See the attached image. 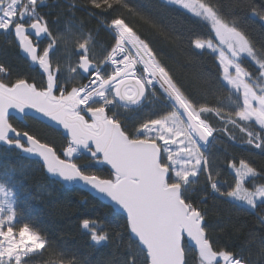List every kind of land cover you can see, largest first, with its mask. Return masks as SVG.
<instances>
[{
	"label": "snow or ice",
	"instance_id": "1",
	"mask_svg": "<svg viewBox=\"0 0 264 264\" xmlns=\"http://www.w3.org/2000/svg\"><path fill=\"white\" fill-rule=\"evenodd\" d=\"M90 2L105 12L121 5L128 7L123 0ZM168 2L210 21L224 47L210 39L206 43L197 39L194 48L218 53L220 79L238 94L233 110L198 106L156 50L123 18L111 19L108 27L115 33L114 44L103 57L93 59L88 41L78 42L79 56L70 69L72 76L62 80L59 65L54 68L52 63L62 37L38 12L45 0H0V30L14 32L19 47L43 73L39 83L26 78L13 81L10 70L0 65V73L5 74L0 77V143L39 157L51 175L89 186L119 208L124 214L123 229L136 242L135 255L124 264H188L186 241L195 244L199 264H249L246 258L214 248L207 234V213L200 206L203 201L198 204L192 200L187 190L203 174L211 190L224 200L243 202L252 209L258 201L264 203V183H256L258 177H264V168L257 169L245 160L231 162L234 185L221 188L218 173L213 174L203 151L215 131L204 114L215 113L223 123L222 131H229V126L237 128L245 135V143L264 152V49L257 48L236 20L225 19L203 0ZM236 8L264 23V0H240ZM41 37H47L43 48L38 43ZM242 57L255 64L256 70L245 67ZM81 80L84 82H78ZM157 89L173 110L127 127L115 109L121 104L139 105L146 94L155 95ZM12 112L26 120L42 118L57 126L62 130L63 146L17 128ZM229 138H233L230 131ZM77 154H86L92 164L104 168L84 171L75 159ZM105 170L107 175L99 174ZM249 179L253 187L247 186ZM0 196L6 202L11 196L4 184H0ZM16 215L11 202L6 206L0 203V264H28L25 258L30 254L46 249V245L51 248L47 237L28 224L18 227ZM260 223L264 228V216ZM82 228L97 245L110 239L107 232L96 229L95 220L83 219ZM250 239H259V259L264 264V237L252 233ZM50 264L79 262L61 253Z\"/></svg>",
	"mask_w": 264,
	"mask_h": 264
},
{
	"label": "trees",
	"instance_id": "2",
	"mask_svg": "<svg viewBox=\"0 0 264 264\" xmlns=\"http://www.w3.org/2000/svg\"><path fill=\"white\" fill-rule=\"evenodd\" d=\"M216 8L230 22L236 20L244 28L258 49H264V26L248 12L236 8L240 0H203ZM259 3L260 0H257ZM128 7L118 6L116 10L102 11L92 7L90 0H45L38 8L60 40V46L52 56L53 67L74 66L79 53L78 42L88 41L93 59L103 57L114 44V37L107 29L112 18H123L126 23L159 54V59L170 69L175 78L184 85L186 94L198 106L219 107L226 110L235 108L238 94L231 91L220 79L216 56L208 51L194 48L197 39L217 43L211 26L198 19L184 8L173 5L168 0H123ZM179 39H176V35ZM47 44V37L39 45ZM245 67L256 70L247 57H242ZM0 65L6 66L8 75L26 78L37 83L41 74L38 68L30 66L20 54L12 35L0 33ZM5 74L0 73V77ZM78 82H84L83 80ZM169 102L157 89L156 94H146L136 108L119 106L116 112L129 128L142 121L158 118L168 111ZM206 121L215 131L205 152L213 174L218 173L221 188L234 185L235 174L229 164L245 160L257 169L264 168V152L245 143V135L237 128L229 126L222 131L223 123L215 113L204 114ZM12 123L20 129L39 135L62 147L64 140L59 130L39 120ZM257 131H259L257 127ZM85 155L75 157L86 172L99 171L104 166L94 165ZM99 174L107 175V170ZM256 183H264L258 177ZM0 184L11 192L17 213L18 227L28 224L30 228L47 237L51 248L26 257L28 264H50V261L64 254L74 257L79 264H124L136 252V242L123 229V215L111 206L91 196L75 185H65L49 177L43 165L29 158L20 150L0 144ZM253 187L251 179L246 181ZM187 195L200 204L207 213L208 235L214 248L230 251L238 257L246 258L249 264H261L259 259V239L252 242L250 234L264 237L260 218L264 216V203L249 210L231 200H224L211 190L205 175H201L189 186ZM207 196L204 200L203 197ZM121 217V218H118ZM83 219L96 221V229L109 234V241L97 245L91 241L90 233L82 228ZM120 233V235H117ZM186 243V242H185ZM188 264H199V255L186 243ZM221 264L223 262L221 261Z\"/></svg>",
	"mask_w": 264,
	"mask_h": 264
},
{
	"label": "water",
	"instance_id": "3",
	"mask_svg": "<svg viewBox=\"0 0 264 264\" xmlns=\"http://www.w3.org/2000/svg\"><path fill=\"white\" fill-rule=\"evenodd\" d=\"M262 25L264 26V23H262ZM44 38H45V37H41V38L39 39L38 42L42 41ZM14 42H15L16 46L18 47L19 54H20V55H21L26 61L29 62V64H30L31 67H33V68H38L39 72H40L41 74H43L42 71L39 69V66L36 65V64H33V63L31 62L30 58L27 56V54L24 53V52L22 51V49L19 47V42H18V40L16 39L15 35H14ZM81 75H82V74H81ZM11 111H12V110H10V112H11ZM28 114H29V115H33V113H31V112H29ZM12 115L15 117V119H17V120H19V121H23V120L25 119V118H23L20 114L15 113V112H12ZM37 120L41 121L42 123H44V124H46V125H48V126L54 128V129H57V130H59V131H62L61 129H58L57 126L52 125V124H51L49 121H47V120H43L42 118H38ZM0 144H1V145H4V144H2V143H0ZM4 146H6V145H4ZM25 154H26V153H25ZM26 155H27L29 158H31V159H34V160L39 161V162L43 165V162H42V160H41L39 157H36V156L30 155V154H26ZM43 167H44V166H43ZM44 169H45V171H46V173H47V175H48L49 177H51V178L57 180V181L60 182V183H63V184H65V185H68V186H71V185L78 186L80 189L86 191V192L89 193L91 196H93V197L99 199V200L102 201L104 204L111 206V207H112L117 213H119V214H121V215H124V214L121 212V210H120L119 208H117V207H116V206H115V205H114L109 199H107L106 197H104V196H102V195H99L95 190L91 189L89 186L83 185L82 183H75V182H74V183H67V182H65V181H62L59 177L53 176V175H51L50 173H48L45 167H44ZM132 238L135 240V237L132 236ZM186 243H187V245H188L190 248L194 249V251L197 252V254H198V250L196 249V246H195V244H194L193 242H191V241H186ZM198 255H199V254H198Z\"/></svg>",
	"mask_w": 264,
	"mask_h": 264
},
{
	"label": "rangeland",
	"instance_id": "4",
	"mask_svg": "<svg viewBox=\"0 0 264 264\" xmlns=\"http://www.w3.org/2000/svg\"><path fill=\"white\" fill-rule=\"evenodd\" d=\"M186 10V9H185ZM186 11H188V10H186ZM39 12V11H38ZM189 12V11H188ZM189 13H191V12H189ZM41 14V13H40ZM193 16H195V17H197L198 19H200V20H203V21H205L206 23H208L210 26H211V23H210V21H208V20H206L205 18H203V17H198V16H196L195 14H193V13H191ZM107 28H108V26H107ZM110 32V31H109ZM0 33L1 34H4L6 37L7 36H9V35H14V32H12V31H8V32H4V31H2V30H0ZM112 35H113V31L111 30V32H110ZM115 34V33H114ZM113 37H114V35H113ZM217 39V38H216ZM217 43H215V42H213L215 45H217L218 47H224V46H222V45H220L219 44V41H218V39H217V41H216ZM206 43V42H205ZM199 51H201V50H199ZM206 51H208V52H210V53H212V54H214L215 56H216V60H217V62H218V64H219V59H218V53H213V52H211L210 50H206ZM225 52H226V55H230V54H228L227 53V51H226V48H225ZM133 54V56H134V52L132 53ZM137 67H140L139 65H137ZM72 68V66H69L68 64H67V66L65 67V68H62V70H61V74H62V76L65 78V79H69L71 76H72V73H71V71H70V69ZM224 83V82H223ZM225 84V83H224ZM226 85V84H225ZM227 86V85H226ZM231 91H233L234 92V90L233 89H231L229 86H227ZM159 90V89H158ZM160 92H161V90H159ZM162 93V92H161ZM163 94V93H162ZM163 96L165 97V99H167L166 98V96L163 94ZM143 101V100H142ZM168 101V100H167ZM169 102V101H168ZM142 103V102H141ZM140 103V104H141ZM140 104L139 105H136V106H125V105H123V104H121V106H123V107H130V108H136V107H138V106H140ZM169 104H170V102H169ZM167 112H166V114H168V113H170L172 110H173V108H172V105L170 104L169 106H167ZM258 127V126H257ZM160 143H162V141L160 142ZM206 150H207V148H206ZM206 150H203L204 151V153L206 152ZM77 156H79V154H77ZM76 156V157H77ZM232 170V169H231ZM232 172L234 173V171L232 170ZM235 174V173H234ZM231 201H233V202H236L237 204H240V205H243L244 207H246L247 209H249V210H253L252 208H250V207H248L246 204H244L243 202H238V201H235V200H231ZM7 202H11L12 203V205H13V208H14V201H13V196H12V194H11V196L10 197H8L7 198ZM6 201H5V198L3 197V196H0V203H5V206H6V203H7ZM258 203H261V202H257V204ZM14 210H15V208H14ZM14 223L15 224H17V222H16V219L14 220ZM18 226V225H17ZM30 255H32V254H30Z\"/></svg>",
	"mask_w": 264,
	"mask_h": 264
},
{
	"label": "bare ground",
	"instance_id": "5",
	"mask_svg": "<svg viewBox=\"0 0 264 264\" xmlns=\"http://www.w3.org/2000/svg\"><path fill=\"white\" fill-rule=\"evenodd\" d=\"M133 52H134V51H133ZM161 92H162V90H161ZM129 106H131V105H129ZM209 141H210V138H209ZM206 147H207V146H205V147L203 148V150H205V149H206Z\"/></svg>",
	"mask_w": 264,
	"mask_h": 264
},
{
	"label": "built area",
	"instance_id": "6",
	"mask_svg": "<svg viewBox=\"0 0 264 264\" xmlns=\"http://www.w3.org/2000/svg\"><path fill=\"white\" fill-rule=\"evenodd\" d=\"M109 28V27H108ZM109 30L111 31V29L109 28ZM113 35L115 36V34L113 33Z\"/></svg>",
	"mask_w": 264,
	"mask_h": 264
},
{
	"label": "flooded vegetation",
	"instance_id": "7",
	"mask_svg": "<svg viewBox=\"0 0 264 264\" xmlns=\"http://www.w3.org/2000/svg\"><path fill=\"white\" fill-rule=\"evenodd\" d=\"M13 38H14V35L12 34Z\"/></svg>",
	"mask_w": 264,
	"mask_h": 264
}]
</instances>
